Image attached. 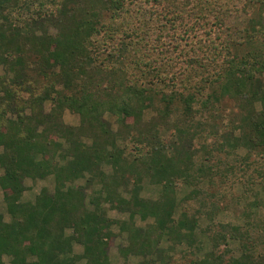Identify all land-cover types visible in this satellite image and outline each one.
Segmentation results:
<instances>
[{"label":"trees","instance_id":"obj_1","mask_svg":"<svg viewBox=\"0 0 264 264\" xmlns=\"http://www.w3.org/2000/svg\"><path fill=\"white\" fill-rule=\"evenodd\" d=\"M232 1L0 0V201L9 216L0 213V264L3 256L10 264H109L114 225L128 242L120 256L149 258L140 264H173L168 253L176 248L193 255L199 233L211 250L188 264H264V0ZM251 4L256 13L234 42L225 22ZM223 99L245 115L239 137H220L216 148H245L240 161L247 167L254 158L258 179L249 183L260 187L249 191L255 211L247 210L243 226L215 222L222 208L202 189L216 177L226 183L233 167L197 161L183 146L205 131ZM156 101L166 108L144 122ZM65 110L79 126H63ZM106 112L116 116V132ZM163 130L175 135L171 143ZM49 177L52 192L21 200L26 178ZM84 178L99 186L89 196L92 209L75 184ZM144 180L160 187L155 200L141 198ZM130 184L127 199L119 190ZM180 187L189 189L181 201ZM192 202L195 209L186 206ZM103 204L128 220H112ZM135 217L151 222L137 227ZM229 240L238 242V256ZM72 243L83 253L74 254Z\"/></svg>","mask_w":264,"mask_h":264},{"label":"rangeland","instance_id":"obj_2","mask_svg":"<svg viewBox=\"0 0 264 264\" xmlns=\"http://www.w3.org/2000/svg\"><path fill=\"white\" fill-rule=\"evenodd\" d=\"M223 3L228 4L231 2H234L232 0H221ZM258 8V4L255 5H249L247 7V12L242 11L239 14H235L228 18L225 22V25L229 27L232 34V40L234 42H238L241 40V37L243 35V29L249 25L250 19L255 15L256 9ZM50 35H54L56 30L54 28H50L48 30ZM160 62V61H159ZM158 62V63H159ZM0 75H3L2 68L0 66ZM176 107L179 106V104L176 102ZM217 106V110L214 111V115H208L212 117L206 118L207 124L205 127V131L198 134L196 140H192L193 142L189 141L183 144L184 149L188 151L195 152L197 161H206V164H215L218 163V168L221 170L226 169L227 166L233 167V175L230 176V178H227L226 183H222L219 177H216L215 184L212 186H209L206 182L202 184V189H207L208 192L212 195H215V199L213 201L217 200V203L222 208L220 212L215 216L214 220L217 223H230L232 225H238L243 226L245 224V214L249 211L252 213V211H255L253 207L248 208L250 206V202L253 201V197L251 193L249 192L252 190H258L260 187L258 185H251L249 183L251 180L258 179L255 172H252V169L254 167L255 161H253L254 158L251 159L249 165L246 167L242 164L240 161L242 157L246 154V149L239 147L237 149H229V147L223 148L222 151H219L218 148H216V143L220 142V137H228V138H238L240 134L241 129V122L240 119L245 115L242 111H240L236 104L230 99H223L220 104L215 105ZM51 108V104L47 102L44 106L45 113H48ZM166 108L165 104L162 102H155L154 109L150 108L149 110H146L143 114V120L148 121L152 117L156 116V111H160L162 109ZM158 109V110H157ZM179 116L175 114L172 115L171 118L168 120L173 121L174 119H177ZM195 118H198L196 116ZM103 120L107 123V125L110 127V129L114 132L117 131V123H116V116L113 114L106 112L103 115ZM62 123L63 126L66 127H77L80 124V118L77 114L71 113L68 110H65L62 114ZM215 130V132L210 133V129L212 128ZM244 126V125H243ZM242 126V127H243ZM163 137L164 142L171 143L172 140L175 139V135L172 136L171 131L165 132L163 130V133L161 134ZM128 139V138H127ZM233 139H231L233 141ZM83 142L85 145L90 144V140L83 139ZM124 141H118L117 143L122 146L124 145ZM204 142L207 150L210 152V154H206L201 150V147L199 146L200 143ZM193 144V145H192ZM133 145V144H131ZM131 145L128 146V150H126V153L131 149ZM193 149V150H192ZM1 151V149H0ZM217 165V164H216ZM247 168L248 170L244 169ZM101 170L106 173H111V169L108 166H102ZM86 178L89 177L86 175ZM87 179H79L76 181V185H79L84 188V193L86 195L85 199V205L88 209H92V206L89 204V196L95 189H99V186L97 185H91L87 182ZM251 188H249V184ZM24 186H25V192L23 193V196L21 200L23 202H30L34 200V197L39 193V191L42 188H47L50 192L53 191V178L49 177L46 180H35L32 181L31 179L26 178L24 180ZM132 188V185L130 184L129 187H121L120 192L122 193L123 197L129 198V191ZM189 189L186 187H180L178 189V200L181 201L182 197L188 193ZM248 191V193H246ZM160 193V187L158 185L151 184L148 180H144L142 183V188L140 191V196L142 199H149V200H155ZM245 195V196H244ZM261 202H264V194H260ZM1 198V197H0ZM210 198V197H209ZM211 201V199H209ZM189 209H195L196 202H192L188 205H186ZM102 207L106 210L107 215L109 218H111L114 221H125L128 220V213H121L117 209L110 208L109 204H103ZM260 211H262V204L258 207ZM248 210V211H247ZM0 213L3 215L5 221H9V216L6 213L5 206L2 201H0ZM135 225L137 227H145L148 223L151 222V220L146 222H142L139 220L138 217L134 218ZM199 225L201 228H204L207 225V220L204 217L199 218ZM113 231L117 234V236L112 239L107 247V255L109 259V264H140L149 258H143L140 256H128V257H122L119 254V249L122 247H126L128 242L126 238L125 233H119V230L117 226H113ZM67 235L71 234L70 230L66 231ZM198 240L200 241L196 247L192 249L193 255L190 253H182L180 252L179 248H176L175 251L169 252L168 255L171 256L174 260L173 264H188L189 261L195 259V258H202L206 253H208L211 250V244L208 241L207 236L202 233H199ZM170 246L169 243L166 242V240H163L161 243V247L167 249ZM229 248L232 249L233 255L238 256L239 255V244L236 241L229 240ZM73 253L74 254H82L83 253V247L79 244L72 243ZM225 249L224 246L219 247L218 252H221ZM3 264H10V257L3 256ZM85 261H81L78 264H84Z\"/></svg>","mask_w":264,"mask_h":264}]
</instances>
